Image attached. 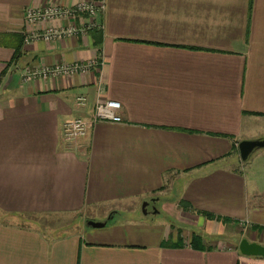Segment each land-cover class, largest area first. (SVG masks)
I'll return each instance as SVG.
<instances>
[{
  "label": "crops",
  "instance_id": "obj_1",
  "mask_svg": "<svg viewBox=\"0 0 264 264\" xmlns=\"http://www.w3.org/2000/svg\"><path fill=\"white\" fill-rule=\"evenodd\" d=\"M77 1L0 0V264H264L237 249L264 246V150L237 146L264 136V0H102L99 27L23 41L49 24L26 8ZM103 99L120 121L65 142Z\"/></svg>",
  "mask_w": 264,
  "mask_h": 264
},
{
  "label": "built area",
  "instance_id": "obj_2",
  "mask_svg": "<svg viewBox=\"0 0 264 264\" xmlns=\"http://www.w3.org/2000/svg\"><path fill=\"white\" fill-rule=\"evenodd\" d=\"M102 9V0H80L67 6L47 4L38 7H28L23 12L25 25L43 21L49 24L41 30L25 32L23 41L28 42L36 39L57 41L71 35L84 34L87 29L100 26L95 18ZM76 20H79V22L77 23ZM94 64H96V60L93 58L86 62H62L46 67H30L23 71L22 79H44L57 74L83 73ZM75 101L78 104H82L84 97L78 95L75 97ZM119 108L121 106L118 101L111 99L97 100L94 103L90 120L74 117L62 123V139L67 143L72 142L77 136L85 133L91 122L97 120L119 122Z\"/></svg>",
  "mask_w": 264,
  "mask_h": 264
},
{
  "label": "water",
  "instance_id": "obj_3",
  "mask_svg": "<svg viewBox=\"0 0 264 264\" xmlns=\"http://www.w3.org/2000/svg\"><path fill=\"white\" fill-rule=\"evenodd\" d=\"M238 146V158L241 161H249V158L251 155L254 154L257 150H264V136L263 137H256L254 139H241L239 143H237ZM147 201H144L142 203V212H145L144 208L146 206ZM85 224L92 228H98L102 227L105 224V220L103 221H95L92 219H88L85 221ZM237 249L239 250V253L243 256L249 255L252 257H264V246L260 243H254L251 241H248L246 238L241 239L239 244L237 245Z\"/></svg>",
  "mask_w": 264,
  "mask_h": 264
},
{
  "label": "rangeland",
  "instance_id": "obj_4",
  "mask_svg": "<svg viewBox=\"0 0 264 264\" xmlns=\"http://www.w3.org/2000/svg\"><path fill=\"white\" fill-rule=\"evenodd\" d=\"M157 206L159 208H161L160 206V203L158 202ZM163 213V211H160ZM56 219V218H55ZM72 219V218H71ZM15 220L20 223V224H35L39 227H42L46 224H50L54 221L53 217H52V220L49 221V218L48 220L46 221L45 218L43 216H21V217H18V218H15Z\"/></svg>",
  "mask_w": 264,
  "mask_h": 264
},
{
  "label": "trees",
  "instance_id": "obj_5",
  "mask_svg": "<svg viewBox=\"0 0 264 264\" xmlns=\"http://www.w3.org/2000/svg\"><path fill=\"white\" fill-rule=\"evenodd\" d=\"M200 238H199V236L198 235H196V234H193V235H191V245L192 246H197L198 244H200Z\"/></svg>",
  "mask_w": 264,
  "mask_h": 264
}]
</instances>
